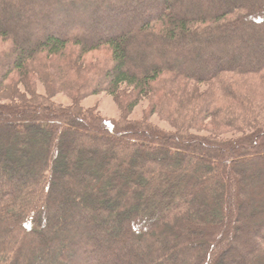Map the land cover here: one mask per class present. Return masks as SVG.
I'll return each mask as SVG.
<instances>
[{"label":"trees","instance_id":"16d2710c","mask_svg":"<svg viewBox=\"0 0 264 264\" xmlns=\"http://www.w3.org/2000/svg\"><path fill=\"white\" fill-rule=\"evenodd\" d=\"M0 264H264V0H0Z\"/></svg>","mask_w":264,"mask_h":264},{"label":"rangeland","instance_id":"374dc122","mask_svg":"<svg viewBox=\"0 0 264 264\" xmlns=\"http://www.w3.org/2000/svg\"><path fill=\"white\" fill-rule=\"evenodd\" d=\"M38 91L43 92V87L40 83L38 84ZM53 100L62 104H69L71 102L70 98L63 94L54 95ZM80 104H82L83 107H89L97 110L106 118L118 119L121 115V109L119 108V106L114 102L112 97L105 92H99L97 94L87 96L80 100ZM145 107V100L139 102L131 111L129 117L131 119H140L141 117H143ZM149 120L164 129H169V127L165 123L160 121V119L156 115H152Z\"/></svg>","mask_w":264,"mask_h":264}]
</instances>
